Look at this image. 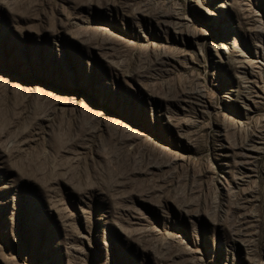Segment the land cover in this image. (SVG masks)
Listing matches in <instances>:
<instances>
[{"label":"rangeland","instance_id":"rangeland-1","mask_svg":"<svg viewBox=\"0 0 264 264\" xmlns=\"http://www.w3.org/2000/svg\"><path fill=\"white\" fill-rule=\"evenodd\" d=\"M0 264H264V0H0Z\"/></svg>","mask_w":264,"mask_h":264}]
</instances>
